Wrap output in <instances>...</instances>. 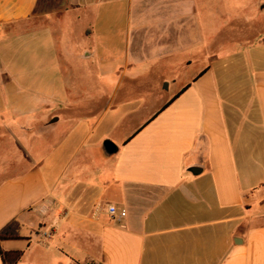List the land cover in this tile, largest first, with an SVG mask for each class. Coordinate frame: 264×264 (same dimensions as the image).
Wrapping results in <instances>:
<instances>
[{
  "label": "crops",
  "instance_id": "crops-1",
  "mask_svg": "<svg viewBox=\"0 0 264 264\" xmlns=\"http://www.w3.org/2000/svg\"><path fill=\"white\" fill-rule=\"evenodd\" d=\"M41 1L0 0V25L34 20ZM103 1L67 4L89 10ZM102 6L129 13L127 20H94L89 32L124 29V52L114 68L120 75H174L184 57L185 67L195 59L198 67L168 98L154 88L158 106L140 120L142 98L112 105L94 83L87 85L92 95L72 107L94 114L54 140L40 136L32 144L31 130L19 127L12 110L0 115V231L17 222L21 238L0 242V264H19L34 243L51 247L44 264H264V33L245 19L231 25L229 39L208 35L227 25L201 16L197 0ZM29 44L10 54L1 86L29 74ZM105 57L93 48L74 60L92 62L104 81L111 75ZM43 119L39 127L55 123ZM111 138L117 143L108 156L103 145ZM106 205L125 216H109ZM42 222L55 228L46 243H38L35 231ZM23 242L24 250L17 245ZM5 253H17L15 261L4 260Z\"/></svg>",
  "mask_w": 264,
  "mask_h": 264
},
{
  "label": "rangeland",
  "instance_id": "rangeland-1",
  "mask_svg": "<svg viewBox=\"0 0 264 264\" xmlns=\"http://www.w3.org/2000/svg\"><path fill=\"white\" fill-rule=\"evenodd\" d=\"M108 1L101 2V6H96V3H93L94 6L89 10H73L68 8L67 0H42L39 6V14L41 15L34 20L27 23L0 25V74L4 72V66L10 60V54L17 53L18 48L21 49L23 46V42L28 44L30 42L31 50L28 48L27 53L25 52L32 58L29 67H26L29 74L25 78L14 75V77L8 78L7 86L0 85V115L8 116L6 112L8 110L10 113L13 111L15 116L19 118L18 120L22 122L18 123L19 127L24 126V128L31 130L32 144L39 142L40 136L53 140L54 135L61 137L68 131L73 122L78 119H86L92 115L91 112L94 111L72 108L79 101H85L88 96L92 95L91 91L87 89V85H91V83H94L95 88H103L101 99L112 100V105L122 103L125 98L128 101L142 98L144 102H141V106L137 108L140 114L136 117L137 120H140L141 117L144 118L153 111L155 106H158L156 105L158 103L154 102L155 100L152 98L154 94L156 95L154 88L157 89L159 95L168 98L173 94L175 87L178 88L180 87L179 84L188 82L190 75L196 69L195 67H198L197 59L194 60L195 62L191 61L190 66L185 67L184 63L186 64L187 60L184 57L178 61L179 65H176L174 75L171 73L156 75L152 71L147 75L135 77L120 75V71L114 68L118 65L117 63L121 62V55L124 52V29H109L110 31L104 35H102V31L97 30L96 33L89 34V32H94L92 29L94 20L120 21L128 19V10L123 13L113 10L111 7L102 6ZM197 1L201 8V16L211 14L219 23L227 25L223 28L208 29V35L218 32L220 39H229L232 37L230 34L233 30L230 28L231 25L237 26L245 19L257 22L256 30H262L264 33V9H262L263 11L260 10L261 6L264 5V0ZM57 9L59 10L57 11ZM60 9H67V11L60 12ZM259 16L260 19H257ZM132 17L134 18V15ZM61 22L63 32L58 35L56 30L58 31ZM108 42L109 46H107ZM39 46L40 54L37 50ZM103 47L107 49L109 47V49L104 50ZM93 48L98 49L100 57L106 56L105 63L108 64L105 71L111 72L107 80L99 79L98 68L93 66L92 62H76L74 60L75 55L83 53L85 49L91 50ZM55 54L59 55L58 66H56ZM61 55H64V59H61ZM65 55H69L66 60ZM111 57L114 61L112 63L107 62L106 60L109 58L110 61ZM39 61H44L45 67L39 68ZM43 68L45 69L43 70ZM6 74H9V71ZM56 82L62 84V90L59 87L57 89L54 87ZM126 89H129V92H126ZM42 106L46 107L45 111L42 110ZM48 109L50 110L47 111ZM32 118L35 119L33 123L23 125V122ZM53 118L58 121L49 127L47 126L46 129L39 127L41 123L38 124V120L43 119L48 124ZM18 130L19 128L16 129V131ZM116 134L112 138H115ZM112 138L111 140L107 139L103 145V151L108 156L112 155L109 145L116 146L117 143ZM107 148H109L110 154L105 151ZM46 227L44 222L35 227L36 233L40 235L37 238L38 243H46V240L43 239V235L46 233L55 234V228L49 226L48 229L50 230L48 231ZM17 245L24 250L26 244L23 242ZM50 249L46 248L45 245L40 246V244L34 243L20 257L19 264H44L47 260L52 259L53 252H50ZM64 252L66 251H63V254H65Z\"/></svg>",
  "mask_w": 264,
  "mask_h": 264
},
{
  "label": "trees",
  "instance_id": "trees-1",
  "mask_svg": "<svg viewBox=\"0 0 264 264\" xmlns=\"http://www.w3.org/2000/svg\"><path fill=\"white\" fill-rule=\"evenodd\" d=\"M111 145L110 148H112ZM114 147V146H113ZM20 239V226L17 222H11L0 231V242ZM17 253H5L4 260L15 261Z\"/></svg>",
  "mask_w": 264,
  "mask_h": 264
},
{
  "label": "built area",
  "instance_id": "built-area-1",
  "mask_svg": "<svg viewBox=\"0 0 264 264\" xmlns=\"http://www.w3.org/2000/svg\"><path fill=\"white\" fill-rule=\"evenodd\" d=\"M105 209H106L107 214L111 217H114L117 214H119L121 217L125 216V213L118 211V209L115 206L106 205ZM52 238H53V234H51V233H46L45 235H43L44 240H49Z\"/></svg>",
  "mask_w": 264,
  "mask_h": 264
},
{
  "label": "water",
  "instance_id": "water-1",
  "mask_svg": "<svg viewBox=\"0 0 264 264\" xmlns=\"http://www.w3.org/2000/svg\"><path fill=\"white\" fill-rule=\"evenodd\" d=\"M262 9H264V5L262 6ZM56 121H57V119H54V120H52V123H53V122H56ZM105 151H106L108 154H110V150H109V148L105 149ZM191 172H192V173H196V172H200V170H198V169H196V168H193V169H191Z\"/></svg>",
  "mask_w": 264,
  "mask_h": 264
}]
</instances>
